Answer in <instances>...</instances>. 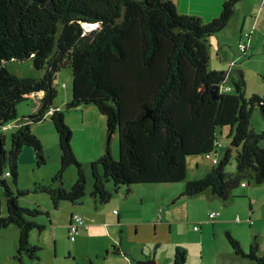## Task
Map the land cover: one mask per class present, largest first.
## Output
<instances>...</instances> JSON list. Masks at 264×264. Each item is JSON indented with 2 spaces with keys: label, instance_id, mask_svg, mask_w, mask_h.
<instances>
[{
  "label": "trees",
  "instance_id": "obj_1",
  "mask_svg": "<svg viewBox=\"0 0 264 264\" xmlns=\"http://www.w3.org/2000/svg\"><path fill=\"white\" fill-rule=\"evenodd\" d=\"M240 1L226 0L219 16L205 23L196 15L180 13L173 0H0V129L17 119L19 103L44 91L38 112L24 117L11 133L10 149L2 143L0 150L3 197L14 200L3 214L0 195V228H19L18 264H25L24 255L40 258L41 247L31 241L30 233L45 228L41 217L50 219L40 205L18 203L20 196L31 192L48 194L58 208L65 200H81L88 180L92 196L102 203L113 195L111 183L113 189L126 186L129 192L139 183L184 181L185 195L210 189L225 201L238 196L236 189L242 184L243 196H250L253 187L264 183V131L251 122L255 109L264 115V97H245L242 73L225 92L222 85L229 71L209 67V40L228 27ZM29 59L35 76H20L5 66ZM65 68L72 72L71 99L57 107L55 81ZM216 85L214 94L211 89ZM89 104L106 116L107 141L87 174L75 153L66 115ZM48 113L59 137L60 168L52 182L21 190L17 183L22 148L34 147L39 166L47 162L30 123ZM224 126L231 127V143L220 154L217 132ZM0 138L4 141V136ZM209 153L218 158L212 170L189 179L188 159ZM233 159L236 168L229 171ZM70 165L76 166L77 176L67 188L62 183ZM226 236L237 255L264 264L258 235L248 251L230 230ZM186 256V249L178 247L173 264H186Z\"/></svg>",
  "mask_w": 264,
  "mask_h": 264
},
{
  "label": "crops",
  "instance_id": "obj_2",
  "mask_svg": "<svg viewBox=\"0 0 264 264\" xmlns=\"http://www.w3.org/2000/svg\"><path fill=\"white\" fill-rule=\"evenodd\" d=\"M173 1L176 5L177 10L180 13L196 15L200 17L203 22L206 23L212 21L215 17L219 16L223 4L226 0H173ZM230 22L231 24L229 23L228 27L230 26L233 27L230 33H232L236 37L237 41L240 38L238 43L243 42L242 37L245 32L246 34H249L248 37H250V42L247 47V51H246L247 54H248V50L252 48V45L254 51L261 50L260 48H258L259 44H258V39L256 38L257 33L255 32V30H257L258 26L260 25V28L262 29L257 31L258 37L264 39V0H241L236 5L235 12ZM228 27L220 32V34L217 36L218 39L215 36H213L210 38L209 42H210V48L213 50L214 54L220 58V64L223 67L221 71L224 70L229 71L230 73L229 76L234 78L236 73L238 74L239 71L236 72V69H234L232 66L225 68L223 63L224 60H228V55H229L228 51L227 52L225 51L226 49L225 47L228 46V44H230L231 42L226 38V36L224 37V34H226ZM237 48L239 49L238 44H237ZM33 75L35 76L37 74L34 73ZM59 86L60 89L58 90L57 88L58 96L62 97V100L56 99L55 102L57 104V107H62L71 99L72 86H71V82L66 80L61 84L59 83ZM43 95H44V91L34 92L27 100L19 103L17 105L18 108L17 119L9 123L11 127L8 126L5 130H0V136L1 135L4 136L3 143L7 150L9 149L8 147L9 141H8L7 133L9 131H13L14 129H16L20 125V121L24 117L38 112L41 106V99ZM94 107L96 106L94 105ZM87 111H89V113L94 114L96 118L95 119L87 118ZM82 112L83 113L81 114V117H79L80 123H77L76 128H81L82 130L86 131L85 133L86 138L81 142V146L82 144H85V146H82V151H83L82 159L83 162H85L84 164H90L100 155H102L105 150L106 141H107V121H106V116L103 113L102 114L104 116L99 115L96 108H93L91 106L88 108H84ZM251 122L253 127L256 128L257 130H264L263 122L256 121L257 123H254L252 119ZM30 125L32 130L39 136V138L42 141L44 152L47 157V163H49L52 160L53 163L51 162L52 163L51 166L42 168L43 166L41 167L38 165L37 156L34 147L25 145L18 156L19 179L17 183V188L21 190L30 189L37 182H43V183L52 182L60 168L59 162L61 157V149H60L58 134L51 120V114L50 113L46 114L45 118H43L41 121L31 122ZM90 127L97 128V132H98L97 136L96 135L92 136L87 132L90 130ZM73 139L74 137H72V143H73ZM117 145H118V138H117V134L114 133L112 139V150L115 154L118 153L119 151ZM222 148H224L223 145ZM75 152L77 157L81 160V158L79 157L77 147L75 148ZM219 153L221 154L220 151ZM197 166H199V163ZM23 168L27 169L26 174L24 173ZM69 169L70 171L68 173H65V181H63L62 183V185H64L67 188H69L68 186L72 184V180L74 177V172H72V168ZM88 169H89L88 165H85V170L87 174L89 172ZM58 183L59 182H55V185H58ZM67 183H69L70 185H68ZM172 184L173 182L156 183L155 185H159V186H157V188H155L154 190L155 192H153L155 193L154 198H151V192H147V191H151L150 189L145 191L144 195L150 197L151 199L150 203H152L151 206L146 210L141 207V204H144L146 202L144 201L145 199L144 196L137 198V195H134L138 191L127 192L125 191V187L119 188L116 192L115 191L113 192V195L110 199L111 214L105 212V214L102 215L103 219H98L97 215L94 214L90 215V213L87 216L86 213H88V211H86V209H83V211H81V209L77 208V204L84 203L85 201L84 198L86 197V195L81 200L72 202L76 206V208L71 209L72 211L70 213V218H68L70 219V222L75 213H80L81 215L84 216L86 222H88L89 227L85 229H80L76 237V240L73 241L72 242L73 244H71L70 247L67 249L68 257H71L72 255L75 256L78 253L79 249L84 250L85 248H87L89 251L88 256L90 260L92 259L94 260L95 256H97L96 259L94 260L96 262L98 260H101L103 252L105 253V259H107V261H105L102 264H129L130 262H131L130 264H142V261H146L148 259H154L156 262L155 264H170V261L172 260L171 264H173L175 252L178 249V247L181 246L187 249V254L189 252L190 259H192L193 253L191 252V248L189 247V244L195 242L199 247L200 250L199 254L202 255V257L199 258L198 264H253L252 261L249 262L250 260L247 261L245 260L246 258L240 257L234 252L226 236V231L230 230L233 234H235L239 238L240 237L239 230L246 229V228L244 229L245 224L243 220H246L247 218L246 213L244 211V209H246L247 200L244 197H242L244 199L236 198L239 200L224 201L219 195L213 193L210 189L189 196L184 194L185 184L179 185V188L176 190L177 193L174 194L172 192V188L174 187L172 186ZM242 185H241L242 186L241 190L238 192V194L240 195L245 194V190H246V185L245 184ZM110 187L111 190H114L113 189L114 186L112 183ZM92 188L90 191V196H89L90 198L93 197L91 194ZM161 189H165L166 191L171 190L172 192L171 196H169L168 198V200H170V203L167 202V206L165 205L166 195L160 192ZM39 193H44V192H33L32 194H34L35 196H32L31 198L28 195L20 196L18 198V203L21 206L40 205L45 209H49L51 207V201H52L50 196L46 193L42 195ZM249 194H250L249 198L251 199V197L252 198L254 197L255 198L254 201L260 205V203L264 202V183L259 186L253 187L250 190ZM0 195L3 201V214H7L8 210L6 205L7 203H9L8 201L9 199L7 198L4 199L2 189H0ZM93 198L95 199L94 200L95 208L96 209L101 208L100 204L102 202L98 201L95 197ZM258 198H263V199L259 200ZM178 201H183L186 204L187 209L182 217L177 216L178 212H176L177 210L173 206L174 203ZM192 209L195 212L193 216L191 214ZM213 211L219 212V215H217L215 218H211L209 215ZM254 211L255 209H253L252 213H254ZM236 213L239 214L237 215V218H235ZM96 214H98V212H96ZM135 214L138 215L143 214L146 220L145 224L142 225V222L140 220L135 219ZM160 215H161V219H159ZM113 217H115V219ZM41 218L42 219L40 221L43 224H45V228L43 230H39L41 232L40 235L42 236L46 232L44 230L50 229L51 231L48 232V239L52 236L54 237V235L56 238H59L60 237V234L58 233L59 224L56 223L53 226L51 216L50 219H48L46 216H43ZM248 220H251L250 215L248 216ZM150 222L153 223L151 224ZM69 223H68V227H69ZM130 225H135L136 232L140 231V229L142 228L147 229V227L149 226L151 227V225L154 226L156 231L157 229L163 231L164 225L165 227L166 225H168L171 230L178 226L179 229L182 228L184 229L185 234L187 235V240L175 241V243L173 244L174 247L171 249L169 254L168 253L163 254V252L160 254L157 253V251L153 253L152 251L144 250L142 245L136 247L132 243V241L128 239V229ZM195 225H199L200 228L198 230H195L194 229ZM61 226L64 227L63 234L66 235L67 232L65 229L67 227V224L66 223L61 224ZM111 226L117 228V230L120 228L119 239L117 236V230L115 231L112 230ZM35 230L37 229L31 231L30 238L33 243L39 245L36 242L38 237L37 234L35 233ZM68 234H69V228H68ZM101 235L104 236V238L103 237L102 238L105 241H103L102 243L99 242L91 243L92 236L97 237ZM19 238H20V230L17 226L9 225L0 228V264H18V261L15 258V254L19 247ZM68 240L70 241L69 235H68ZM247 240L249 242V238H247ZM86 241L93 246L94 250L88 248L89 246L86 244ZM209 241L213 243L212 244L214 247L213 256H215L217 260L213 259L211 262L205 263L204 261L205 244L209 243ZM251 244L252 242L250 244L245 245L246 248H249ZM63 246L64 244L62 245V248ZM39 254H40L39 259H31L27 255H24L23 257L24 263L25 264H60L59 262L54 261L53 260L54 258L52 257L48 259V263L44 262L45 260L41 256L42 255L41 251L39 252ZM196 258L198 257L196 256ZM90 264H93V261H91ZM186 264L188 263L186 262Z\"/></svg>",
  "mask_w": 264,
  "mask_h": 264
},
{
  "label": "rangeland",
  "instance_id": "obj_3",
  "mask_svg": "<svg viewBox=\"0 0 264 264\" xmlns=\"http://www.w3.org/2000/svg\"><path fill=\"white\" fill-rule=\"evenodd\" d=\"M231 24V22H230ZM233 29L232 26L228 27L226 34H224V37L226 36V38L228 40H230V44H228V46H226L225 51H228V60H224V67L227 68L229 66H232L234 69H236V72H240L242 73L245 82H246V88H245V97L246 98H251L254 94H259L260 96L264 97V39H261L258 37V30H261L262 28H260V25L258 26V29L255 30L256 34V38L258 39V48H260L261 50H256L254 51L253 45L252 48H250L248 50V54L246 56H243L244 52L247 51V47L248 44L250 42V37L249 34H246V32L243 34L242 40L244 42V44L246 45V50L243 52L240 49L237 48V44L239 46V39L237 41L236 37L230 33L231 30ZM247 31V30H246ZM250 32V31H248ZM220 34V33H219ZM218 34V35H219ZM217 35V36H218ZM215 36L217 39L218 37ZM241 42V43H243ZM211 49V48H210ZM247 53V52H246ZM210 63H209V67L210 69H217L219 71H221L223 69V67L220 64V58L217 57V55L214 54L213 50H210ZM233 59V60H232ZM231 62V63H230ZM7 67V69H9L10 71L20 75V76H33L34 73H37V70L33 68V64L32 61L29 60H24V61H12L9 62L8 64L5 65ZM236 73L235 75V79L238 80L240 74ZM59 78V79H58ZM57 80L55 81V85H57L58 90L60 89L59 83H63L65 80L71 82L72 85V72L70 71V69H66L63 70L61 73H59ZM64 85V84H63ZM225 86L228 85H234V80L233 77H227L225 82H224ZM63 88V87H61ZM225 87H223L224 89ZM225 92H228L226 89L224 90ZM234 91V90H233ZM59 100H62V97L58 98ZM21 105V104H20ZM19 105V106H20ZM22 106V105H21ZM93 107L96 108L97 112L99 113V115L104 116L101 111H99V109L97 107H94L93 104L86 106L83 105L81 107H79L78 109H73L70 110L69 112H67L66 115V122H69L68 124L71 126L72 130H73V143L74 144V150L77 147L78 153H79V157L81 158V162L83 167L85 168V165H88V171L92 173V168H91V163L90 164H84L85 162H83L82 159V155H83V151H82V146H85V144H82L81 146V142L83 140H85L86 136L85 133L86 131L82 130L81 128H76L77 123H80L79 121V117H81V114L83 113L82 110L84 108H88V107ZM87 118H92L95 119L96 116L92 113H89V111H87ZM252 121L254 123H257L258 121H261L264 123V115L261 113V111L259 109H255L252 113ZM257 121V122H256ZM258 125V124H257ZM75 127V128H74ZM260 127V126H259ZM230 131H231V127L230 126H224V127H220L218 129L217 135L220 141V144L223 145L224 148L220 149V152L224 153V149L227 145H229L231 143V137H230ZM264 131V130H262ZM90 135H96L98 134L97 132V128L96 127H90V130L87 131ZM11 133L12 131H9L8 134V147L10 149L11 147ZM117 134V138H118V148H119V134L118 132H116ZM79 142V143H78ZM78 143V144H77ZM77 144V145H76ZM76 153V152H75ZM53 163V160L50 161L49 163H45L43 165L42 168L44 167H48L51 166V164ZM199 163V166H197ZM60 165V162H59ZM188 178L189 179H197V178H201L204 175H206L208 172H210L214 166L213 163V157H207L206 155H195L192 156L188 159ZM69 168H72V172H74V177L72 180V184L75 182L76 180V176H77V169L75 165H70L65 173H68L70 171ZM236 168V162L235 160H231L228 165H227V170L229 171H234ZM41 169V168H39ZM24 173H27V169L23 168ZM67 177V176H66ZM63 181H65V174H64V178ZM68 185H70L69 183H67ZM72 184L70 186H68L69 188L72 186ZM156 183H139V184H135L133 185L132 190L131 191H138L136 192L134 195H137V198H140L141 196H144V201H146L144 204H141V207L143 209H148L152 203H150L151 199L148 196L144 195V192L147 191L148 189H150L151 191H147V192H151V198H154V194L153 192H155V188H157V186L159 185H155ZM181 184H185L184 181H180V182H173L172 186H174L172 188V192L175 194L177 193V189L179 188V185ZM161 186V185H160ZM243 186V185H242ZM242 186H240V188L236 189V192L238 193ZM92 188V183L90 180H88L87 183V190H86V197L84 198V203L83 204H77V208L81 209V211H83V209H86V211H88L87 216L89 215H97L98 219H103L102 215L105 214V212L111 214V201L107 202V203H101L100 206L101 208L96 209L95 205H94V198H90V191ZM126 186H125V191L126 190ZM164 188V187H162ZM0 189L3 190L4 192V188L2 186H0ZM116 192L117 190H113V192ZM160 192L164 195H166V203L165 205L167 206V202L170 203V200H168L169 196H171V190L170 191H166L165 189H161ZM33 192L29 193L28 196L31 198L32 196H35L34 194H32ZM39 194H44V193H39ZM160 195V194H159ZM262 195V194H261ZM263 196V195H262ZM244 197L247 200V204H246V209H244L245 213H246V220L244 221L245 230H239V234H240V239L235 235V237H237L241 243L242 246L245 250L248 251L249 248H246L245 245L250 244L251 242H254V240H257V235L259 237V244H260V249L261 252L264 253V202L257 204V202L254 201V197L251 199L249 198V196H243V195H238L233 199H229L227 201L230 200H239L236 198H242ZM184 198V197H183ZM186 198V197H185ZM259 200H262L263 198H258ZM51 201V200H50ZM225 201V200H224ZM175 207V209L177 210L176 212H178V217H182L184 215V213L186 212V204L183 201H178L176 203H174L173 205ZM76 208V206L68 200H65L61 203V205L58 208H55L53 206V203L51 201V207L49 209H47L50 213L51 216V220L53 222V226L58 223L59 224V229H58V233L60 234L59 238H56L55 235L54 237H50L48 239V232L51 231L50 229L44 230L46 231L42 236L40 235V231L37 229L35 230V233L37 234L38 239L36 240V242L40 245V247L42 248L41 250V256L43 257V259L45 260L44 262L48 263V259H50L51 257L54 258V261L59 262L60 264H90L91 261H93V264H102L105 261H107V259H105V253L103 252V255L101 257V260H98L97 262L94 261L96 259L97 256H95L94 260H90L88 254L89 251L87 248L83 249H79L78 253L74 256L72 255L71 257H68V248L70 247L71 244H73L70 239V241L68 240V223L70 222V213H71V209ZM252 208V209H251ZM252 211H251V210ZM253 209H255L254 213ZM90 211V212H89ZM96 212H98V214H96ZM252 213V214H251ZM191 214L192 216L195 214V212L193 211V209L191 210ZM235 214V212H234ZM237 215H239L238 213H236V217ZM251 216V220H248V216ZM115 219V217H113ZM135 219L140 220L142 222V225L145 224L146 220L143 216V214H135ZM244 219V218H243ZM51 222V221H50ZM67 224L66 227V235L63 234L64 231V227L61 226V224ZM151 224L153 222H150ZM110 228V227H109ZM112 230H117V228L112 227ZM135 225H130L129 229H128V239H130L132 241V243L136 246L139 247L140 245L143 246L144 250L146 251H152L153 253L155 251H157V253H162L163 254H169V252L171 251V249L174 247V243L175 241H186L187 240V235L185 234L184 229H179L178 226L175 227L174 229H170V227L168 225H164V230L161 231L160 229H156L154 228L153 225H151V227H147V229L142 228L140 229V231L136 232L135 230ZM42 231V232H44ZM119 231L120 228L117 230V236L118 239L120 238L119 235ZM78 235V234H77ZM76 235V236H77ZM41 236V238H40ZM64 237V238H61ZM104 236H92L91 237V243H102L103 241H105L103 238ZM242 237V238H241ZM249 238V242L247 240V238ZM126 239V237H125ZM64 244L63 248L62 245ZM86 244L89 246L88 248L93 249V246L86 241ZM213 243L211 241H209V243L205 244V258L204 261L205 263H209L211 262L213 259L217 258L215 256H213ZM189 247L191 248V252L193 253V258L190 259V254L188 252L187 256H186V262L188 264H198L199 263V258L202 257V255H200V250L199 247L197 246V244L195 242H192L191 244H189ZM186 249V248H185ZM187 251V249H186ZM95 255V254H94ZM196 256L198 258H196ZM127 257V256H126ZM189 257V260H188ZM245 260L249 261V258H246ZM129 261V260H128ZM251 262V260L249 261ZM172 263V260L170 261V264ZM254 264V263H253Z\"/></svg>",
  "mask_w": 264,
  "mask_h": 264
},
{
  "label": "built area",
  "instance_id": "obj_4",
  "mask_svg": "<svg viewBox=\"0 0 264 264\" xmlns=\"http://www.w3.org/2000/svg\"><path fill=\"white\" fill-rule=\"evenodd\" d=\"M238 47L243 52L246 50V45L244 43H239V46ZM223 87H225V88L223 89ZM225 89L226 90H231L232 87L230 85L225 86L223 84L222 85V90H225ZM52 110H54V109L52 108L51 111ZM8 126L11 127V125L8 123V124L4 125L0 130H5ZM206 156L207 157H210V158L213 157V163H216L218 161V158L217 157H214L210 153L209 154H206ZM5 174L6 175H10L11 172L9 170H7ZM209 215H210L211 218H215L217 215H219V212L218 211H213ZM159 219H161V215H160V218ZM88 227H89V224H88V222H86L84 216L81 215L80 213H75L73 215L72 220H71V223L69 225V239H71V241H75L76 240V237H77L76 235L79 233L80 229H85V228H88ZM199 228H200L199 225H195L194 226V229L195 230H198Z\"/></svg>",
  "mask_w": 264,
  "mask_h": 264
},
{
  "label": "water",
  "instance_id": "obj_5",
  "mask_svg": "<svg viewBox=\"0 0 264 264\" xmlns=\"http://www.w3.org/2000/svg\"><path fill=\"white\" fill-rule=\"evenodd\" d=\"M218 89H219V86L218 85H216V86H214L212 89H211V91L214 93V94H216L217 92H218ZM2 143H3V141H2V139L0 138V150H2V148H3V145H2ZM9 203L10 204H13L14 203V200L13 199H9ZM70 224V223H69ZM131 261V260H130ZM131 263V262H130ZM129 263V264H130ZM156 262H155V260L154 259H148V260H146V261H142V264H155Z\"/></svg>",
  "mask_w": 264,
  "mask_h": 264
},
{
  "label": "bare ground",
  "instance_id": "obj_6",
  "mask_svg": "<svg viewBox=\"0 0 264 264\" xmlns=\"http://www.w3.org/2000/svg\"><path fill=\"white\" fill-rule=\"evenodd\" d=\"M86 27H87L88 29H90L92 26L89 25V24H86Z\"/></svg>",
  "mask_w": 264,
  "mask_h": 264
}]
</instances>
